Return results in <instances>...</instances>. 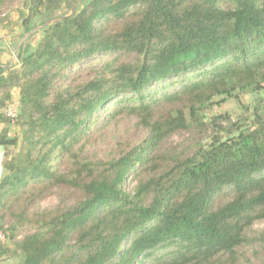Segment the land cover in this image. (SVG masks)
Instances as JSON below:
<instances>
[{
  "label": "trees",
  "instance_id": "1",
  "mask_svg": "<svg viewBox=\"0 0 264 264\" xmlns=\"http://www.w3.org/2000/svg\"><path fill=\"white\" fill-rule=\"evenodd\" d=\"M22 1L27 32L35 18L56 20L23 49L19 70L0 67V109L19 89L22 130L21 140L0 131V147L20 143L4 154L0 211L14 219L0 232L33 229L15 251L0 237V258L264 264V229H254L264 221V114L191 156L160 149L190 119L202 122L215 96L264 88V0H87L74 12L78 0ZM133 118V134L119 137ZM55 188L74 203L30 216Z\"/></svg>",
  "mask_w": 264,
  "mask_h": 264
},
{
  "label": "rangeland",
  "instance_id": "2",
  "mask_svg": "<svg viewBox=\"0 0 264 264\" xmlns=\"http://www.w3.org/2000/svg\"><path fill=\"white\" fill-rule=\"evenodd\" d=\"M87 0H78L77 5L73 7L81 8ZM22 0H16L13 4L0 6V19H5L3 23L0 22V67H2L6 74L9 69L19 70L21 68L23 59V49L26 47L33 48L37 45L43 35V18H35L30 26L32 31H26L23 26V17H21L20 10H23ZM69 14L70 9L66 6L56 13V16H62V14ZM56 20V19H54ZM133 54L124 56V59H128ZM113 57L97 56L93 60L96 62L106 61ZM92 60H87L81 67L89 65ZM11 97L8 100V104L11 102H19L20 93L19 89L13 88L10 92ZM213 103L207 104L198 113V120L202 122L197 123L190 119V126L181 132L175 133L166 138L161 146V152L171 156H191L196 149L201 146H206L213 140L215 135H219L221 138H227L231 133L238 128L254 127V112L258 108L260 113L264 114V88L260 93L254 92H239L236 91L232 96H215ZM8 106V105H7ZM7 106L0 109V131L4 128L8 130L9 137H17L21 140L22 130L18 124V118L11 119L6 114ZM20 105H18L19 107ZM20 113L18 108L17 116ZM222 115L229 117V120H221L217 124L213 123L215 116ZM137 121L136 118L129 119L124 129L116 130V133L123 136L125 131L131 136L133 133L130 131L131 125ZM20 142V141H19ZM112 140L107 141L105 144L109 147ZM20 143L17 146H11L9 148L2 147V156L0 154V179L7 173L2 167L5 152L8 157H13L19 152ZM7 149V150H6ZM133 186V181H131ZM74 203L73 195L70 192L62 191L61 189H53L45 197L36 200L28 209L30 216L36 213H41L47 210H54L62 207H69ZM17 208L20 207V203H17ZM15 207V208H16ZM13 219L10 214L5 211H0V220L2 224L7 228ZM254 229H264V221H258L254 225ZM33 232L31 226L25 227L17 231L15 238L5 237L0 232L1 239L9 245L10 249L16 250V243L24 238V236ZM22 254L20 251L16 252L12 256H6L0 258V264H21Z\"/></svg>",
  "mask_w": 264,
  "mask_h": 264
},
{
  "label": "built area",
  "instance_id": "3",
  "mask_svg": "<svg viewBox=\"0 0 264 264\" xmlns=\"http://www.w3.org/2000/svg\"><path fill=\"white\" fill-rule=\"evenodd\" d=\"M18 105L19 102H11L8 104L7 109H6V114L9 118L15 119L17 117V111H18Z\"/></svg>",
  "mask_w": 264,
  "mask_h": 264
},
{
  "label": "water",
  "instance_id": "4",
  "mask_svg": "<svg viewBox=\"0 0 264 264\" xmlns=\"http://www.w3.org/2000/svg\"><path fill=\"white\" fill-rule=\"evenodd\" d=\"M74 11H75V8L73 7V12H74ZM53 21H54V20H51V21H49V22L45 23V24H44V26H46V25H48V24L52 23ZM31 32H32V31H30V32H29V34H30Z\"/></svg>",
  "mask_w": 264,
  "mask_h": 264
},
{
  "label": "crops",
  "instance_id": "5",
  "mask_svg": "<svg viewBox=\"0 0 264 264\" xmlns=\"http://www.w3.org/2000/svg\"><path fill=\"white\" fill-rule=\"evenodd\" d=\"M2 152H3V151H2V147H0V154H1V156H2ZM1 159H2V158H0V161H1Z\"/></svg>",
  "mask_w": 264,
  "mask_h": 264
}]
</instances>
